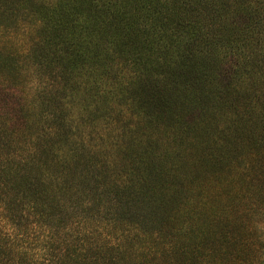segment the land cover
Segmentation results:
<instances>
[{
  "label": "trees",
  "instance_id": "16d2710c",
  "mask_svg": "<svg viewBox=\"0 0 264 264\" xmlns=\"http://www.w3.org/2000/svg\"><path fill=\"white\" fill-rule=\"evenodd\" d=\"M0 264H264V0H0Z\"/></svg>",
  "mask_w": 264,
  "mask_h": 264
},
{
  "label": "rangeland",
  "instance_id": "374dc122",
  "mask_svg": "<svg viewBox=\"0 0 264 264\" xmlns=\"http://www.w3.org/2000/svg\"><path fill=\"white\" fill-rule=\"evenodd\" d=\"M197 120H199V119H197ZM209 120H210L209 117H208L207 115H204V116H203V121H204V122H201V123H200V126L204 125L205 123L210 125V122H211V121H209ZM206 121H207V122H206ZM196 126L199 127V122H198V125H195V127H196ZM194 133H196V132H194ZM160 142H162V140H160ZM194 142H196V141H194V139H192V138L189 137L187 143H188V144H189V143H190V144H193ZM163 143H171V141H170L169 139H166Z\"/></svg>",
  "mask_w": 264,
  "mask_h": 264
}]
</instances>
